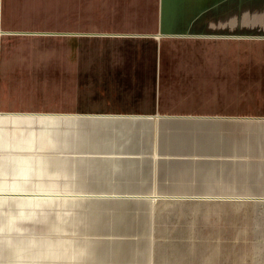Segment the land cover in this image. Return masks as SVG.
I'll return each mask as SVG.
<instances>
[{
    "label": "crops",
    "instance_id": "obj_1",
    "mask_svg": "<svg viewBox=\"0 0 264 264\" xmlns=\"http://www.w3.org/2000/svg\"><path fill=\"white\" fill-rule=\"evenodd\" d=\"M42 1L0 0V111L22 113L27 110L12 104L15 99L35 94L24 88L29 80L39 78L34 74L36 69L52 68L72 72L77 80L88 79L90 104L97 101L95 106L85 110L91 114L75 115L78 118L60 117L67 125L82 120L88 130H77L76 125H69L74 133L68 141L66 127L59 129L58 156L64 150L81 154L94 142L98 147L109 148L114 154L97 156L100 165L96 169L88 163V158L79 163L81 176L88 178L94 172L92 174L104 182H111L121 172L117 155L121 148L137 140L152 147L154 133L161 130L165 122L195 120L150 117L182 113L175 110L179 107L167 104L176 99L172 97L185 95L196 100L197 96H205L208 100L213 96H230L236 102L249 91L251 108L245 114L250 116L251 134L233 136V154H225L222 158L233 160L230 167L234 170L218 175L220 181L230 185L220 190L250 191L256 195L251 201L264 205V0H58L54 7ZM247 45L249 54L244 56L243 47ZM247 58L250 71L244 76L243 65ZM244 78L249 79V87L242 86ZM126 79L152 80L150 90L133 91L134 97H130L123 90L124 84L119 82L116 85L121 89L115 103L121 107L120 111H113L112 98L100 93L101 87L105 88L106 84L112 87L105 83L108 80ZM161 79L164 80L162 87ZM138 86L133 84V87ZM136 95L141 96L140 102ZM234 109L235 114L243 115L237 105ZM57 110L79 111V108L59 107ZM94 126L102 127L94 131ZM109 126H114V130L107 129ZM163 136L164 151L170 149L169 153L190 138L187 134L175 136L168 131ZM186 159L185 163L191 164L190 159L195 158ZM58 162L60 172L61 161ZM63 174L68 175L64 171L57 176L61 178ZM8 175L12 181L6 180ZM70 175L74 174L70 171ZM3 178L6 182H2ZM19 179V175L0 169V203L14 201L9 198L15 194L5 191L22 190ZM61 202L57 251L48 252L47 259L50 261L57 256V264H81L92 260L88 255L93 256L98 249L92 245L80 249L81 241L75 233H79V224L84 222L83 227L90 226V221L96 222L102 212L89 205L83 217L76 213V218L69 221L76 232L69 231L68 235L64 207L67 204L63 206ZM115 216L121 215L115 213ZM253 220L248 218L247 222ZM9 231L0 229V264H28L32 261L28 248L18 243V237L14 238V243L11 238L9 241ZM169 249L173 256L178 253L176 247L169 246ZM210 250L209 258L213 259L219 249L212 247ZM113 254L117 255L115 250Z\"/></svg>",
    "mask_w": 264,
    "mask_h": 264
},
{
    "label": "rangeland",
    "instance_id": "obj_2",
    "mask_svg": "<svg viewBox=\"0 0 264 264\" xmlns=\"http://www.w3.org/2000/svg\"><path fill=\"white\" fill-rule=\"evenodd\" d=\"M42 2L51 7L58 5V0ZM243 51L244 56L249 54V45L243 47ZM246 60L244 76L250 71L249 58ZM43 68L34 70L39 78L29 80L24 88L35 94L13 100L12 106L27 109L21 113L23 115L0 111V169L19 175L22 188L5 191L15 195L9 198L14 201L0 203V229H11L7 239L11 238L14 243V238L18 237V243L28 248V257H32L28 264H57V256L50 261L46 256L48 252L57 251L59 201L63 206L70 205L64 206L68 235L69 231L76 232L69 226L76 213L83 217L89 205L102 212L96 222L90 221V226L83 227L84 222L79 224V233H75L81 241L80 249L91 245L98 249L93 256L88 255L92 260L81 264H264V205L251 201L256 195L250 191L220 190L230 185L220 181L218 175L234 170L230 167L233 160L222 158L233 154V136L251 134L250 116L245 114L251 108L249 91L236 102L230 96H213L208 100L205 96H197L196 100L185 95L172 97L177 100L167 104L179 107L175 110L182 113L150 117L195 120L165 122L161 130L154 131L152 147L137 140L121 148L117 153L121 172L113 181L104 182L92 174L94 172L88 178L81 176L79 162L88 158V163L96 169L100 165L97 156L113 155V150L98 147L94 142L95 146L81 154L64 150L58 156L59 129L66 127L68 141L74 133L69 125H76L77 130H88L82 120H73V124L67 125L60 117L91 114L85 110L91 109L89 107L95 106L97 101L90 104L89 80H77L72 72ZM151 81L108 80L105 83L112 87L106 84L100 93L112 98L113 111H120L121 105L115 103V97L121 88L116 84L122 82L126 95L134 97L133 91L150 90ZM163 81L160 80L161 87ZM134 83L140 86L133 87ZM242 86L249 87V79L244 78ZM77 91L78 95H74ZM136 98L140 102L141 96L136 95ZM236 105L243 115L235 114ZM59 107H78L79 111H58ZM96 126L94 131L102 127ZM109 127L110 131L114 130V126ZM167 131L175 136L187 134L190 138L169 153L170 149L164 151L162 139ZM188 157L195 158L190 159L191 164L185 163ZM58 160L61 161L60 172L68 173L66 177L57 176L60 173ZM70 171L75 176H71ZM5 178L12 181L9 175ZM5 178L2 182H6ZM212 210L217 211L211 213ZM115 213L121 216L116 217ZM248 218L254 219L253 222L248 223ZM169 246L176 247L178 253L173 256ZM212 247H217L219 252L210 259Z\"/></svg>",
    "mask_w": 264,
    "mask_h": 264
},
{
    "label": "water",
    "instance_id": "obj_3",
    "mask_svg": "<svg viewBox=\"0 0 264 264\" xmlns=\"http://www.w3.org/2000/svg\"><path fill=\"white\" fill-rule=\"evenodd\" d=\"M4 114H7V115H23V114H21V113H4Z\"/></svg>",
    "mask_w": 264,
    "mask_h": 264
}]
</instances>
